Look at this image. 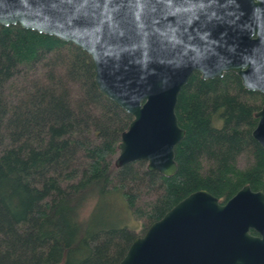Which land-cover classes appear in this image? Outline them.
<instances>
[{"label":"trees","instance_id":"obj_1","mask_svg":"<svg viewBox=\"0 0 264 264\" xmlns=\"http://www.w3.org/2000/svg\"><path fill=\"white\" fill-rule=\"evenodd\" d=\"M263 104L233 72H195L175 107L185 130L176 172L116 168L111 158L132 117L99 90L90 56L0 25V264H118L137 236L122 221L128 210L147 228L197 190L221 203L244 185L264 193V149L251 136ZM138 181L158 191L146 207Z\"/></svg>","mask_w":264,"mask_h":264},{"label":"water","instance_id":"obj_2","mask_svg":"<svg viewBox=\"0 0 264 264\" xmlns=\"http://www.w3.org/2000/svg\"><path fill=\"white\" fill-rule=\"evenodd\" d=\"M12 24L90 56L99 90L132 117L116 168L144 161L149 172H176L185 130L175 107L195 72H234L264 95V0H0V25ZM254 117L251 136L264 149V104ZM250 227L264 236L262 191L244 185L221 204L197 190L136 236L118 264H249L262 244Z\"/></svg>","mask_w":264,"mask_h":264},{"label":"rangeland","instance_id":"obj_3","mask_svg":"<svg viewBox=\"0 0 264 264\" xmlns=\"http://www.w3.org/2000/svg\"><path fill=\"white\" fill-rule=\"evenodd\" d=\"M213 124L215 127H221L223 122L221 118H217V119H213ZM116 156H113L111 158L112 161L115 160ZM246 159L244 157L239 158L238 160V165L240 167H244L246 165ZM133 168L137 169L138 171H143L146 167V162L142 161H136L133 163ZM146 186H147V181H138V183L136 182V184H134V188L136 189H140V193H141V199L138 202V205L141 207H146V204L149 203L150 201L154 200V197L157 194V190L154 192H147L146 191ZM124 218L122 217V221H126V226L132 230L137 236H140L144 233L145 228L147 226V222L144 219H136L133 214L131 212H129V210L125 213H123ZM120 220V223L122 222Z\"/></svg>","mask_w":264,"mask_h":264},{"label":"flooded vegetation","instance_id":"obj_4","mask_svg":"<svg viewBox=\"0 0 264 264\" xmlns=\"http://www.w3.org/2000/svg\"><path fill=\"white\" fill-rule=\"evenodd\" d=\"M234 73V72H233ZM256 191H260V190H256ZM263 193V192H262ZM264 194V193H263ZM220 202V201H219ZM226 202V201H225ZM225 202L221 203V204H224ZM145 232V231H144ZM248 234L250 235V237L252 238H258V239H261L262 241V244L261 246H258V250H259V254L257 255V257L255 258L254 257V251H253V247H251V250H250V255H251V259L249 261V264H264V236L261 235L255 228L253 227H250L248 229ZM141 236V235H140ZM257 252V251H256ZM260 252H261V256L259 257L260 255Z\"/></svg>","mask_w":264,"mask_h":264},{"label":"snow or ice","instance_id":"obj_5","mask_svg":"<svg viewBox=\"0 0 264 264\" xmlns=\"http://www.w3.org/2000/svg\"><path fill=\"white\" fill-rule=\"evenodd\" d=\"M206 38V37H205Z\"/></svg>","mask_w":264,"mask_h":264}]
</instances>
